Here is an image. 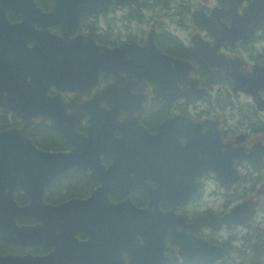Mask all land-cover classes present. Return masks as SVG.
<instances>
[{"label":"flooded vegetation","instance_id":"1","mask_svg":"<svg viewBox=\"0 0 264 264\" xmlns=\"http://www.w3.org/2000/svg\"><path fill=\"white\" fill-rule=\"evenodd\" d=\"M56 1L0 0V131L23 129L36 149L70 152L56 125L73 129L83 136L76 140L83 165L44 185L41 200L24 189L0 190V264L264 263V156L257 167L253 155L264 144V109L234 92L220 66L209 72L192 53L217 37L210 56L236 57L245 78L264 74V20L252 28L264 0H100L105 8L76 19L78 7ZM250 4L255 9L244 13ZM234 5L246 26L237 39L229 30ZM49 11L44 28L39 12ZM196 11L212 17L200 24ZM41 36L52 46L44 54ZM96 47L106 67L89 62ZM107 48L118 49L104 56ZM176 59L193 67V85ZM185 88L195 91L187 98ZM258 92L264 106V86ZM237 95L249 98V114L229 109ZM233 152L242 155L224 178L196 166ZM233 166L238 180L228 189L223 180H232ZM249 198L257 204L246 222L214 220ZM122 230L135 238L122 239ZM182 238L192 241L187 250ZM126 240L133 253L121 249Z\"/></svg>","mask_w":264,"mask_h":264},{"label":"water","instance_id":"2","mask_svg":"<svg viewBox=\"0 0 264 264\" xmlns=\"http://www.w3.org/2000/svg\"><path fill=\"white\" fill-rule=\"evenodd\" d=\"M121 1V0H120ZM58 5H67V6H76L79 8V10L76 12L74 18H77V15L80 11H87V12H96L100 10L101 8H105V5H102L100 3V0H61L56 1ZM248 9H244V13H250L252 10L255 9V7L250 4L248 6ZM237 5L233 6V19L232 23L229 27V30L233 33V39L239 38L242 34H244V29H246V26L244 23L242 24V18L240 15H238V11H236ZM39 16L41 20H44V28L48 24L52 22V12H39ZM194 18L197 20L196 22L200 24L207 23V21L212 16H206L203 11H200L199 13L193 12ZM258 12L255 9L253 11V17L254 20L260 21L258 25H253L252 28L256 29L263 25L264 20V14H262L261 17H257ZM61 22V21H59ZM250 27H248L249 35H250ZM212 31V30H211ZM213 32V31H212ZM40 45H42V49L37 52L39 54L47 53L51 48V42L49 41V38L47 36H41L40 37ZM216 42L217 37L215 38V43L210 48L203 47L202 45H198V50H194L192 53L195 56L196 60L200 62L209 72H212V67L214 65H218L222 68L223 74H228L232 77L233 80V87L232 90L234 92L242 91L245 93H248L251 95L252 100L256 107L258 109H264V106H261L260 101H262L260 94L258 92L259 88L264 86V74L256 71V74L254 77L251 75L248 78H245L241 71L236 70V63L237 58L233 57L230 58L233 62H227L223 63L224 61H221L219 58L210 56L212 55V51L216 48ZM46 44V45H44ZM118 48H107L104 51V56L113 55ZM102 53V52H101ZM205 53L204 56H202ZM89 62L94 67H106L108 65V62L100 57V53L98 48L95 49H89L87 51ZM208 54V55H207ZM98 56L100 58H98ZM171 61V58H169ZM174 67H177L181 78L184 79L185 82L193 85L195 82L191 80L188 76L189 70L193 67L191 64L182 59H176V64L173 65ZM131 70L135 69L130 68ZM137 69V68H136ZM117 72V71H116ZM219 73L218 75L222 74ZM214 74H212L213 76ZM215 76V75H214ZM169 79H173V75L171 73L168 74ZM175 80V79H173ZM263 83V84H262ZM171 86V84H169ZM194 89L190 88V90L187 92V88H185V93H183L184 96L187 98L189 97L188 94L194 93ZM41 94H45V89H41ZM202 92L197 93V95L192 100H195L196 97L200 96ZM55 97H51L49 101H53ZM95 98V97H93ZM117 103V102H116ZM14 104V103H13ZM128 106H131L130 103H127ZM11 108L18 109L17 106L9 105ZM111 107H114L111 105ZM60 132L63 133L66 137V141L73 144V148L70 152H64V151H43L36 149L30 138L26 137L24 134V130H4L0 131V190L4 191L5 187H8V192H13L16 189H24L26 192H28L32 197H34V200H41V195L44 189V185L49 184L54 177H56L58 174H60L62 171L67 169L70 166H78L82 167L83 162L80 159L79 154V148L76 146V140L81 142L82 141V135L75 134L73 129L67 131L65 126L56 125ZM212 132V130H211ZM215 142L217 144L216 149L219 150L220 146V138L218 136H215ZM257 153L253 155L254 161L256 166L258 167L263 162V156H264V144L260 145V153L258 155V148ZM236 154L242 155V153L233 152L231 157L227 158V161L224 160L223 162H219V156H217L214 159H211V157L208 158V160H200L197 162L196 166L197 168H205L209 167L212 170H214L218 176L221 178H224L225 174L228 172V169H230V166L233 165V160ZM258 156V161L256 163ZM251 159V154L249 156ZM234 170V166L232 167ZM22 174H25L22 176ZM238 180V174L234 170V176L232 180L226 181L223 180L224 187L230 188L233 183L237 182ZM257 193L260 192V190L256 191ZM257 204L256 200H253L252 198L245 199L236 205H234L227 213L220 217H215L214 220L217 222L220 221H232V222H238V223H244L246 222L252 215L254 211V207ZM199 219L197 218V221ZM150 238H154L155 235L153 233H150L148 235ZM133 234L124 233L122 230L121 238H131L134 239ZM181 246L186 249L187 245L192 244V241H185V239H179L178 240ZM121 249H126L131 251V247L133 246L132 240H126L123 243H120ZM187 250V249H186ZM223 248L220 247V250L216 253V257L222 254ZM154 253H156V249L152 250ZM131 253H133L131 251Z\"/></svg>","mask_w":264,"mask_h":264},{"label":"rangeland","instance_id":"3","mask_svg":"<svg viewBox=\"0 0 264 264\" xmlns=\"http://www.w3.org/2000/svg\"><path fill=\"white\" fill-rule=\"evenodd\" d=\"M174 32H177L178 34H182V32L180 31V30H178V29H174ZM250 101H249V98H247L246 96H243V95H237V96H235L234 97V99H233V101H232V105L233 106H235V107H233V109L230 107L229 109L233 112V113H235L236 111H238V113L240 114V112L241 111H243L245 114L246 113H248L249 114V112H248V109H247V106H249L250 105ZM231 112V113H232ZM232 121H234V122H237L238 123V120H237V118L235 117V116H233L232 115ZM254 119V118H253ZM244 120V116H243V118H242V121ZM240 126H242V124L240 125ZM259 184V183H258ZM256 185L255 186V188L256 187H258L259 185ZM245 185H246V182H245ZM238 189H241V187H239ZM264 198V197H263ZM262 208H261V210H260V225H261V227L262 228H264V199H263V203H262V206H261ZM251 243V242H250ZM262 245V244H261ZM262 261L264 262V259H262ZM259 264H261V263H259ZM262 264H264V263H262Z\"/></svg>","mask_w":264,"mask_h":264},{"label":"trees","instance_id":"4","mask_svg":"<svg viewBox=\"0 0 264 264\" xmlns=\"http://www.w3.org/2000/svg\"><path fill=\"white\" fill-rule=\"evenodd\" d=\"M249 107H250V105L249 106H247V109H249ZM262 246V245H261ZM263 247V246H262ZM264 248V247H263Z\"/></svg>","mask_w":264,"mask_h":264}]
</instances>
